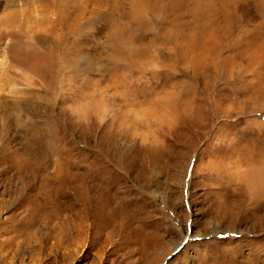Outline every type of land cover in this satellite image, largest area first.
Masks as SVG:
<instances>
[{"label": "rangeland", "instance_id": "1", "mask_svg": "<svg viewBox=\"0 0 264 264\" xmlns=\"http://www.w3.org/2000/svg\"><path fill=\"white\" fill-rule=\"evenodd\" d=\"M0 264H264V0H0Z\"/></svg>", "mask_w": 264, "mask_h": 264}, {"label": "bare ground", "instance_id": "2", "mask_svg": "<svg viewBox=\"0 0 264 264\" xmlns=\"http://www.w3.org/2000/svg\"><path fill=\"white\" fill-rule=\"evenodd\" d=\"M44 77V76H43ZM50 81V80H49ZM49 85V84H48Z\"/></svg>", "mask_w": 264, "mask_h": 264}]
</instances>
